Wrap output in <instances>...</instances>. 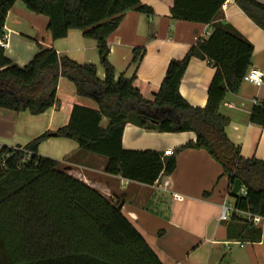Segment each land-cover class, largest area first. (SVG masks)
I'll use <instances>...</instances> for the list:
<instances>
[{
	"label": "trees",
	"instance_id": "16d2710c",
	"mask_svg": "<svg viewBox=\"0 0 264 264\" xmlns=\"http://www.w3.org/2000/svg\"><path fill=\"white\" fill-rule=\"evenodd\" d=\"M19 1L49 19L44 44L52 46L72 30L95 40L105 79H98L95 65H80L41 45L32 61L21 67L0 45V109L45 114L60 105L61 78L73 82L80 97L98 104V109L75 105L67 126L24 147H0V264H163L120 205L61 170L59 161L39 155L40 145L49 138L69 139L83 151L105 158L106 174L153 186L162 173L174 172L175 161L152 150H125L122 141L129 124L160 133H194L196 140L178 150L208 151L228 178L230 194L235 182H242L245 193L232 196L236 210L264 220V161L242 157L226 135L229 120L220 111L226 96L239 91L254 54L250 42L220 21L226 0L174 1L173 20L214 27L183 60L170 63L153 101L142 96L134 79H116L108 46V37L128 11L152 16L151 8L140 0H0V42L6 18ZM236 2L264 29V4ZM144 53L134 51V66ZM193 58L207 60L216 69L205 108L191 106L180 93ZM251 122L264 126V104L253 110ZM232 222L236 227H228L231 239L262 240L263 226L236 216Z\"/></svg>",
	"mask_w": 264,
	"mask_h": 264
},
{
	"label": "crops",
	"instance_id": "0c3cea01",
	"mask_svg": "<svg viewBox=\"0 0 264 264\" xmlns=\"http://www.w3.org/2000/svg\"><path fill=\"white\" fill-rule=\"evenodd\" d=\"M174 1L140 0L152 9L153 15L128 11L108 37L109 61L116 79L121 75L134 79V86L148 101H153L159 92L170 63L183 60L200 39L211 35L214 27L173 20ZM255 1L264 4V0ZM221 20L253 45L250 70L264 75V29L236 0H226ZM48 25L47 17L36 15L17 2L5 23V36L9 40L7 57L18 66H26L41 45L80 65H95L98 79H105L95 40L72 30L54 45H46L43 37ZM20 49H24L23 53ZM138 49L145 53L136 67L132 61ZM215 74L216 69L207 60L193 58L180 85L182 97L193 107L205 108ZM57 99L60 105L40 116L0 109V147H24L45 133L67 126L75 105L98 109L94 100L80 97L75 84L66 78L59 81ZM262 104L264 84L242 81L239 91L229 93L220 108L229 120L226 135L245 159L264 161V126L251 122L253 110ZM195 140L196 135L191 132L160 133L134 124L126 126L122 141L125 150H152L175 161L174 172L162 173L153 186L106 174L105 158L83 151L69 139L49 138L40 145L39 155L59 161L61 170L120 205L125 217L163 264H264V231L260 242L240 241L228 235V227H236V222L230 223L234 216L252 223L253 216L236 210L230 212L229 221H222L225 204L230 210L236 208L220 164L204 149L178 150ZM169 150L174 153L166 157L164 154ZM175 194L180 198H174ZM229 199H233L232 204ZM260 226L264 228V220Z\"/></svg>",
	"mask_w": 264,
	"mask_h": 264
},
{
	"label": "built area",
	"instance_id": "2783aa9c",
	"mask_svg": "<svg viewBox=\"0 0 264 264\" xmlns=\"http://www.w3.org/2000/svg\"><path fill=\"white\" fill-rule=\"evenodd\" d=\"M207 39V38H206ZM202 40V39H200ZM199 40V41H200ZM0 45L3 49L7 50L9 47V40L6 36H4V38L1 40ZM244 82H248V83H252L258 86H261L264 84V75L263 73L259 72L258 70H250L243 78ZM173 151L169 150L167 152H165V156H172L173 155ZM165 185H168V182L165 183ZM241 193H245L244 188L242 187L241 189ZM174 198L179 199L180 196L179 195H174ZM228 205L225 204L223 206V214H222V221H229L231 219L230 216V212L232 211L233 213L236 211V209L234 210H230L228 207ZM252 221L255 225H261L262 224V219L259 217H253Z\"/></svg>",
	"mask_w": 264,
	"mask_h": 264
},
{
	"label": "water",
	"instance_id": "95a60500",
	"mask_svg": "<svg viewBox=\"0 0 264 264\" xmlns=\"http://www.w3.org/2000/svg\"><path fill=\"white\" fill-rule=\"evenodd\" d=\"M242 187H243L242 182L240 180H237L235 182V185H234L233 190H232V196L239 195Z\"/></svg>",
	"mask_w": 264,
	"mask_h": 264
},
{
	"label": "rangeland",
	"instance_id": "374dc122",
	"mask_svg": "<svg viewBox=\"0 0 264 264\" xmlns=\"http://www.w3.org/2000/svg\"><path fill=\"white\" fill-rule=\"evenodd\" d=\"M23 50H24V49H22V50L20 49V50H19V52H22V53H23ZM27 65H28V64H27ZM27 65H26V66H27ZM22 67H25V66H22ZM232 200H233V199H229V203H230V204H232V203H233V201H232Z\"/></svg>",
	"mask_w": 264,
	"mask_h": 264
}]
</instances>
